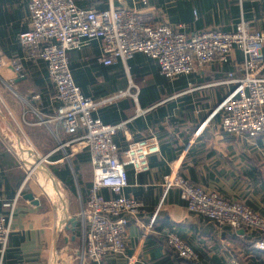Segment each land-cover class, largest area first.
<instances>
[{
    "label": "crops",
    "instance_id": "0c3cea01",
    "mask_svg": "<svg viewBox=\"0 0 264 264\" xmlns=\"http://www.w3.org/2000/svg\"><path fill=\"white\" fill-rule=\"evenodd\" d=\"M93 1L92 9L108 7L107 0ZM27 3L0 0V212L7 213L6 203L18 195L12 231L3 250L0 246V264H79L78 213L88 197L92 168L87 149L75 144L79 133L67 134L60 121L48 119L59 104L55 85L45 62L27 59L18 39L30 26ZM134 8L186 35L202 29L230 31L240 18L264 32V0H150ZM101 55L98 40L67 53L82 93L108 99L93 117L121 125L113 135L120 150L153 137L159 151L149 156L148 170L127 168L123 194L141 207L135 217H127L126 253L88 264H228L230 257L242 264L252 232L244 228L240 233L189 212L179 189L164 185V177L176 173L264 217V136L225 132L222 112L212 113L233 87L222 81L229 73L242 75L241 52L233 49L227 62L196 65L194 72L171 78L140 52L125 63L103 64ZM13 59L22 64L20 76ZM102 193L112 196L106 188ZM169 232L196 258L180 257L167 240Z\"/></svg>",
    "mask_w": 264,
    "mask_h": 264
},
{
    "label": "built area",
    "instance_id": "2783aa9c",
    "mask_svg": "<svg viewBox=\"0 0 264 264\" xmlns=\"http://www.w3.org/2000/svg\"><path fill=\"white\" fill-rule=\"evenodd\" d=\"M148 1L107 0V8L92 9L79 6L77 0H28L30 26L18 37L25 57L43 60L55 85L54 99L59 104L49 121H60L67 134L79 133L75 144L89 154L92 179L78 213L82 233L79 264L100 263L107 256L126 253L127 217H135L141 207L140 201L123 194L128 186L127 168L135 173L148 170V158L159 151V145L150 137L119 149L113 135L121 125L103 123L92 115L108 99L94 100L82 93L74 82L68 51L98 40L102 50L99 61L103 64L116 59L125 63L140 52L155 61L162 75L171 78L194 72L196 65L227 62L231 51L237 49L243 56L242 75L229 73L222 81L233 87L212 113L222 112L220 126L225 132L264 136V32L240 18L230 31L202 29L186 35L140 16L134 5ZM11 64L20 76L23 67L19 59L11 60ZM164 185L179 189L189 212L204 215L218 225L258 232L260 238L252 246L264 251V217L245 204L228 201L176 173L166 175ZM104 188L112 196L103 195ZM17 199L18 195L6 203L7 213L0 212L1 250L12 231ZM167 240L180 257L196 258L193 249L177 234L169 232ZM228 264L241 263L230 257Z\"/></svg>",
    "mask_w": 264,
    "mask_h": 264
},
{
    "label": "trees",
    "instance_id": "16d2710c",
    "mask_svg": "<svg viewBox=\"0 0 264 264\" xmlns=\"http://www.w3.org/2000/svg\"><path fill=\"white\" fill-rule=\"evenodd\" d=\"M93 2V0H77L78 5L84 8H91ZM80 191L82 197H84L83 189L81 188ZM247 237L249 243L242 264H264V251L254 249L252 246L254 240L260 238V234L258 232H252L251 236L249 235Z\"/></svg>",
    "mask_w": 264,
    "mask_h": 264
},
{
    "label": "water",
    "instance_id": "95a60500",
    "mask_svg": "<svg viewBox=\"0 0 264 264\" xmlns=\"http://www.w3.org/2000/svg\"><path fill=\"white\" fill-rule=\"evenodd\" d=\"M27 197H28V199L32 200L34 203H37V200L34 199V197L32 196V194H28ZM70 221H71V223H72L73 225L75 224V220H74V218H71ZM238 232H240V233H244V229H243V228H240V229L238 230Z\"/></svg>",
    "mask_w": 264,
    "mask_h": 264
},
{
    "label": "rangeland",
    "instance_id": "374dc122",
    "mask_svg": "<svg viewBox=\"0 0 264 264\" xmlns=\"http://www.w3.org/2000/svg\"><path fill=\"white\" fill-rule=\"evenodd\" d=\"M20 123H22V122H21V120H20ZM35 162H38V161H37V160H35ZM30 168H31V167H30ZM29 171H30V170H29ZM29 171H28V172H29Z\"/></svg>",
    "mask_w": 264,
    "mask_h": 264
},
{
    "label": "bare ground",
    "instance_id": "6f19581e",
    "mask_svg": "<svg viewBox=\"0 0 264 264\" xmlns=\"http://www.w3.org/2000/svg\"><path fill=\"white\" fill-rule=\"evenodd\" d=\"M38 165V164H37ZM34 166H36V165H34ZM34 168V167H33Z\"/></svg>",
    "mask_w": 264,
    "mask_h": 264
}]
</instances>
